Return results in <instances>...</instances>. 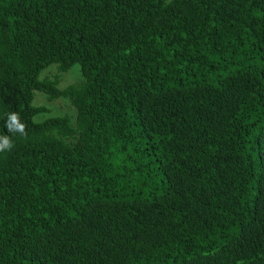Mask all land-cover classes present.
<instances>
[{
  "label": "trees",
  "instance_id": "1",
  "mask_svg": "<svg viewBox=\"0 0 264 264\" xmlns=\"http://www.w3.org/2000/svg\"><path fill=\"white\" fill-rule=\"evenodd\" d=\"M2 136L0 264H264V0H0Z\"/></svg>",
  "mask_w": 264,
  "mask_h": 264
},
{
  "label": "rangeland",
  "instance_id": "2",
  "mask_svg": "<svg viewBox=\"0 0 264 264\" xmlns=\"http://www.w3.org/2000/svg\"><path fill=\"white\" fill-rule=\"evenodd\" d=\"M56 76L59 77L57 85L59 89H64L70 85H78L83 80L78 64H74L66 73H59L55 65H50L40 72L38 78L39 80H52ZM31 106L45 109L44 112L34 115V122H42L51 117L65 116L73 125L75 124L76 110L68 98L59 97L51 100L46 93L33 91Z\"/></svg>",
  "mask_w": 264,
  "mask_h": 264
},
{
  "label": "clouds",
  "instance_id": "3",
  "mask_svg": "<svg viewBox=\"0 0 264 264\" xmlns=\"http://www.w3.org/2000/svg\"><path fill=\"white\" fill-rule=\"evenodd\" d=\"M10 123L6 125L9 131H16L21 134H25V125L20 122L19 116L17 113L13 112L9 115ZM13 147L9 137L2 136L0 137V152L4 150H11Z\"/></svg>",
  "mask_w": 264,
  "mask_h": 264
}]
</instances>
